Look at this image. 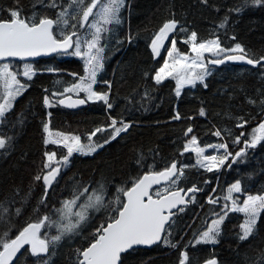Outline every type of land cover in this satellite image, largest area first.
Here are the masks:
<instances>
[{"label": "trees", "instance_id": "1", "mask_svg": "<svg viewBox=\"0 0 264 264\" xmlns=\"http://www.w3.org/2000/svg\"><path fill=\"white\" fill-rule=\"evenodd\" d=\"M59 2L66 4L67 0ZM47 4L48 0H0V18L8 19V10L18 7L25 18L36 14L55 19L59 9ZM237 8L239 12L235 11ZM119 18V24L107 25L109 31L102 33L103 67L94 86L95 91L108 92L111 109L103 101L88 102L80 110L65 109L58 104L59 93L76 82L77 77L85 75L84 60L80 57L56 55L30 63L37 70L31 80L18 75L28 87L0 119V138L6 141L5 148L0 149V204L3 205L0 213L13 226L9 236L14 238L28 223L45 214L57 220L55 209L62 207L61 201L72 198L77 185L94 188L104 184L107 203L118 195L117 188H129L143 174L163 171L175 162L178 169L183 168V175L174 178L175 184L170 181L155 188L151 195L158 197L157 192L162 196L175 189H199L166 226L170 233L166 234L167 239L177 247L160 242L150 249H132L122 256V264H179L182 251L188 253L187 264H202L212 258L218 264H257L264 254V212L247 241L238 240L243 215L230 211L221 225L218 243L196 244L195 241L218 218L215 213H221L227 204L228 190L237 181L241 186L237 204L245 196L264 195V140L254 148H246L244 143L251 140L253 130L264 122V105L260 104L264 99V69L213 65L204 82L181 89L179 96L175 78L168 77L157 84L153 77L163 65L173 39L181 53H190L191 44L185 40L192 32L197 33V43L218 38L225 49L239 43L249 57L264 56V4L255 5L251 0L248 3L244 0H208L207 3L124 0ZM172 20L177 23L176 31L161 48L160 55L154 57L151 42L159 29ZM181 28L186 31H180ZM9 65L13 71L22 73L21 66L25 63L9 62ZM104 81L110 82V91ZM45 96L53 106H45ZM80 96L84 95L80 93ZM249 99L256 103H249ZM201 108L205 110L204 116L199 114ZM177 112L179 120L173 119ZM112 119L117 120V126L124 121L131 127L91 154L74 152L48 188L45 204H39L45 186L35 177L48 171L43 168L45 152H55L57 160L67 153L61 143L45 144L49 137L44 124L48 123L51 139L55 140L58 139L54 133H63L90 142L88 136L97 127L106 129L92 136L91 144H97L110 136ZM243 121L248 123L238 127ZM189 127L193 131L185 135ZM217 130L221 131L219 137L214 135ZM241 132L244 136H240ZM192 136H196L200 146L226 144L232 155L220 168L209 172L196 165L194 152L184 151ZM238 136L240 142L235 143ZM242 149L243 154L236 157ZM223 152L224 155L225 149ZM119 195L124 201V196ZM209 197L217 202L209 203ZM113 207L117 205L100 211L89 209L88 219L81 224L78 234L66 235L43 258L49 264H77V250L94 242L96 230L116 215ZM17 208L22 209L20 215L15 213ZM6 227V223L0 222V233ZM40 234L42 238L51 237L57 231L55 227L41 228ZM18 257L12 264H36L37 257L31 256L28 247Z\"/></svg>", "mask_w": 264, "mask_h": 264}, {"label": "snow or ice", "instance_id": "2", "mask_svg": "<svg viewBox=\"0 0 264 264\" xmlns=\"http://www.w3.org/2000/svg\"><path fill=\"white\" fill-rule=\"evenodd\" d=\"M202 2L207 3L208 0H202ZM244 2L248 3L249 0H244ZM251 3L261 5L264 4V0H251ZM123 4L124 0H67L66 4H61L59 0H48L47 7L59 9L55 19L48 16H37L36 14L25 18L21 15V10L18 7L9 9L8 19L0 18V60L9 57H18L23 60L27 57H38L42 54L56 52L80 57L84 60L85 75L77 77V81L73 82L69 87H65L59 95L75 93L79 96L80 92H84L86 93L85 99L78 98L73 100L71 96H67V106L76 107L78 104H84L86 100H95L103 101L107 108L111 109L112 103L109 102L108 92L95 91L93 85L96 84L97 73L103 67L101 53L104 48L100 44L102 33L109 31L107 25L120 23L119 12ZM235 11L239 12L240 9L237 8ZM90 17L92 18L91 20ZM176 26V21L172 20L166 22L159 29L151 42L152 52L155 56L160 55L164 42L168 39L169 33L176 30ZM221 27H223V24H221ZM180 31H186V29L181 28ZM197 40L196 32H192L188 39L185 40V43L190 42L191 50L195 54L191 59L177 49L175 39L171 41L167 56L172 62L169 63V59H166L164 65L156 71L154 79L157 84L161 83L166 77L173 76L174 73L179 76L182 71L196 68L202 71L200 73L189 72L186 77L179 76L176 80V95H180L179 89L184 83L194 84L196 80L202 82L204 75L207 74L203 62L204 53L206 52L212 53L214 56H219L220 53L225 52L240 53L239 55H225L223 58L212 59L208 63L223 64L225 60L246 61L248 65L264 69V56L259 58L249 57L246 50L239 43L234 48L225 49L221 47L218 38L199 43H197ZM70 49L72 51H69ZM36 71L31 64H25L22 73L11 70L7 63L0 64V83L3 85V98L5 100V103H0V118L5 117V114L13 106L12 101L28 87L26 83H22L18 79V75L31 80L36 75ZM48 71H52V69H48ZM262 75H264V72H262ZM104 83L108 85L110 91V82L104 81ZM53 95H57V93H53ZM248 102L256 103V101L251 99ZM59 103L64 104L65 100L61 99ZM44 104L47 107L53 106L48 96L44 97ZM260 104L264 105V99L260 100ZM199 114L204 116L205 110L201 108ZM180 118L178 112L173 117L176 120ZM117 123V120H111L109 127L112 132L108 138L104 139L103 143L89 144L87 146L81 143V138L78 135L57 133V136L61 137V139H51L52 132L49 129V125L48 123L44 124V131L49 137L45 139V144L62 143L67 153L57 160L55 152H45L46 161L43 168L48 171L43 176L37 175L35 177L37 181L42 180L45 186V191L38 202L39 204H45V200L48 197V188L55 181L60 167L68 165L69 158L74 152L91 154L97 148H102L105 144L110 143L111 140L116 139L120 133L127 131L131 127L130 123H125L124 121L119 122L120 126H117ZM246 123L248 122L243 121L237 126L243 128ZM103 131H106V129L97 127L89 134L88 140L91 141L92 136ZM192 131V128L189 127L185 135ZM214 135L221 136V131L217 130ZM240 136H244V133L241 132ZM262 140H264V122L259 123L258 128L253 130L250 141L245 140V147L254 148ZM234 142L239 143L240 137H236ZM5 145V139L0 138V149L5 148ZM196 145L197 138L192 136L188 144L185 145L184 151L195 152L198 157L197 163L209 172L213 171L214 168L218 169L232 155L227 151V145L223 143L208 145L210 148L225 149L223 156L204 155L205 149ZM243 152L244 150L242 149L235 156L240 157ZM54 163L56 166H53ZM178 175H183V168L178 169L175 162L171 163L170 167H166L163 171H149L142 177L135 179L131 187L117 188L118 195L114 200L107 203H105L107 192L104 184L101 183L94 188L77 185L72 198L61 201L62 207L55 209L58 214L57 220H52L49 215L45 214L35 222L28 223L14 239L9 236L13 226L0 213V222H4L7 225L6 230L0 233V246L3 248V251H0V264H12L13 258H19L17 253H20L25 245H30L31 256L37 257L36 264H49L48 260L43 258L44 255L49 254L50 247L54 248L66 235L78 234L77 230L88 219L89 209L100 211L102 208L107 209L113 204L117 205V207L112 208L116 215L110 217V222L106 226L102 225L96 230L98 235L90 246L83 250H77V264H122L121 254L133 249V246L136 245H152L157 242H163L175 248L177 245L167 239L166 234L170 233L166 225H169L170 218L175 215L172 209L177 208V205L184 204L186 201L180 195V191H173L164 196L157 192L158 199L154 200L149 195V189L153 184H159L161 180L171 181V183L175 184L176 180L173 178H178ZM198 190L196 188L188 189L189 192ZM228 191L229 195L225 199L232 200L233 206L229 208L225 204L221 213H215L218 218L212 220L207 230L199 235V239L195 241L196 244L218 243L217 238L221 234V225L229 211L244 214V221L240 224L241 233L238 234L240 242L247 241L254 234L258 219L261 213L264 212V195H248L240 204H237L231 193H239L241 191L239 181L233 184ZM119 194L126 197V201H122ZM208 202L214 204L217 201L209 197ZM0 208H3L2 204H0ZM74 208L77 210L73 211ZM4 211H7V209H4ZM21 211V208H17L15 210L16 215H20ZM35 211H38V209ZM178 211H183V209L180 208ZM72 217H75V220ZM50 227H55L57 234L51 237L45 235L42 238L40 234L41 228ZM180 257L179 264H187L189 261L188 253L182 251ZM206 264H218V261L212 258L208 259ZM257 264H264V254L261 255Z\"/></svg>", "mask_w": 264, "mask_h": 264}, {"label": "water", "instance_id": "3", "mask_svg": "<svg viewBox=\"0 0 264 264\" xmlns=\"http://www.w3.org/2000/svg\"><path fill=\"white\" fill-rule=\"evenodd\" d=\"M95 10V9H94ZM175 31L176 30H174L173 32H171V33H169V36H168V39L166 40V41H168L169 39H171L172 38V36L174 35V33H175ZM158 33V32H157ZM165 41V42H166ZM152 49V48H151ZM69 51H71V49L69 50ZM58 54H63V53H60V52H56V53H48V54H42L41 56H38V57H27V58H25V59H23V60H21L20 58H18V57H9V58H6V59H4V60H0V62H6V61H11V62H28V63H33V62H36V61H39V60H43V59H48V58H50V57H52V56H56V55H58ZM240 53H236V54H230V55H239ZM224 64H233V65H237V66H246V67H251V68H256V67H254V66H252V65H248L247 63H246V61H227V60H225V62L223 63V64H217V65H224ZM67 96H71V95H64V96H62L60 99H59V101L61 100V99H64L65 100V103L64 104H60L59 103V101H58V103H59V105L62 107V108H65V109H69V110H80V109H83V108H85L86 106H87V102H85L84 104H78L76 107H68L67 106V103H68V101H67V99H66V97ZM72 97V99L73 100H76V99H84V98H82V97H74V96H71ZM175 178V177H174ZM170 181H164V180H161V182L159 183V184H153L152 185V187L149 189V195H151V190H152V188H154V187H157V186H161V185H164V184H168ZM174 191H180V195L181 196H183L184 197V200L186 201L184 204H180V205H177V208H174V209H172V211L173 212H176L178 209H180V208H182V207H185V206H187L188 205V198L191 196V194H192V192H189L188 190H184V189H179V190H174ZM171 192H173V191H171ZM170 193V192H169ZM164 195H168V193H166V194H164ZM164 195H162V196H164ZM152 197V199H158V197H153V196H151ZM125 198V201H126V197H124ZM172 218V217H171ZM171 218H170V220H171ZM170 222V221H169ZM167 226V225H166ZM19 234V233H18ZM17 234V235H18ZM15 238V237H14ZM13 238V239H14ZM160 242H157V243H155V244H152V245H136V246H133V249H136V248H139V249H150V248H152V247H154L155 245H157V244H159ZM90 246V245H89ZM25 247H28L29 249H30V245H25L24 246V248ZM24 248H22L21 249V251L24 249ZM132 249H130V250H128L127 252H129V251H131ZM1 251H3V248L1 249ZM127 252H125V253H122L121 254V258H122V256L124 255V254H126ZM20 253H17V257H18V255H19ZM45 256H47V254H45L44 255V257ZM15 257L13 258V260H12V263L15 261ZM202 264H206V262H204V263H202Z\"/></svg>", "mask_w": 264, "mask_h": 264}, {"label": "rangeland", "instance_id": "4", "mask_svg": "<svg viewBox=\"0 0 264 264\" xmlns=\"http://www.w3.org/2000/svg\"><path fill=\"white\" fill-rule=\"evenodd\" d=\"M96 11V10H95ZM169 40H171V39H169ZM168 40V41H169ZM168 41H166V42H168ZM166 42H164V44L166 43ZM229 53H231V52H225V53H220V55L219 56H214L212 53H204V60H203V62H204V64H205V67H206V70H207V74H205L204 75V80H205V78H206V76L208 75V73H209V71H210V69H211V67L213 66V65H215V64H212V63H208V61L209 60H212V59H217V58H222V57H224L225 55H227V54H229ZM236 53V52H235ZM183 54V53H182ZM185 55H188L189 56V58L191 59V58H193L194 56H195V54L192 52V50L190 51V53H186ZM166 59H169L168 58V56L166 55V57H165V60ZM164 60V61H165ZM172 61L169 59V63H171ZM1 64H5V63H1ZM25 64H29V63H25ZM9 65V64H8ZM163 65H164V63H163ZM162 65V66H163ZM161 66V67H162ZM9 67H10V65H9ZM23 67H24V65H22L21 66V68H22V72H23ZM11 69V68H10ZM12 70V69H11ZM202 70L201 69H199V68H196V69H188V70H186V71H182L180 74H179V76H187V73H189V72H196V73H200ZM179 76H177L175 73L173 74V76H169V77H173V78H175V80H177L178 78H179ZM154 77H155V75H154ZM166 78H168V77H166ZM165 78V79H166ZM27 79V78H26ZM164 79V80H165ZM155 80V79H154ZM163 80V81H164ZM204 80L202 81V82H204ZM162 81V82H163ZM200 80H196L195 81V83L194 84H188V83H184L181 87H180V89H179V91H181V89H183V88H185V87H193L196 83H202ZM94 86H95V84L93 85V89H94ZM95 90V89H94ZM23 93V92H22ZM82 93H84V92H82ZM72 94H75V93H72ZM85 94V98H86V93H84ZM21 95V94H20ZM19 95V96H20ZM76 95V94H75ZM19 96H17V97H19ZM16 97V98H17ZM15 98V99H16ZM14 99V100H15ZM14 100L12 101V103L14 102ZM88 102H92V101H95V100H87ZM0 103H5V100H4V98H3V85H2V83H0ZM256 134H259V133H256ZM65 135H67V134H65ZM53 136L55 137V138H57L58 140H60L61 139V137H59V136H57V133H54L53 134ZM81 143L82 144H84V145H89V144H91V141L90 142H84L82 139H81ZM62 144V143H61ZM188 144V143H187ZM63 145V144H62ZM196 146H199V147H203L204 149H205V152H204V155H217V156H222L223 155V148H210V147H208V146H200V145H196ZM191 152H193V151H191ZM194 154H195V157H196V159H195V161H197V159H198V157H197V154L194 152ZM197 166H200L198 163L196 164ZM53 166H56V165H53ZM219 168H220V166H219ZM240 194V192L239 193H237V192H232L231 193V196H232V198L234 199V200H236V202H238V197H237V195H239ZM228 195H229V193H228ZM227 195V196H228ZM247 198V196H245L244 198H243V200L244 199H246ZM242 200V201H243ZM227 205L229 206V208H231L232 206H233V201L232 200H227ZM73 211H75L74 209H73ZM230 212H235V211H230ZM238 213H240V212H238ZM242 215H243V218H244V214L243 213H241ZM73 218H75V217H72V219ZM212 222V221H211ZM211 225V223L209 224V226ZM208 226V227H209ZM207 230V229H206ZM205 230V231H206Z\"/></svg>", "mask_w": 264, "mask_h": 264}, {"label": "bare ground", "instance_id": "5", "mask_svg": "<svg viewBox=\"0 0 264 264\" xmlns=\"http://www.w3.org/2000/svg\"><path fill=\"white\" fill-rule=\"evenodd\" d=\"M145 174H147V173H145ZM145 174H143V175H145ZM142 175V176H143ZM141 176V177H142ZM167 184H164V185H161V186H157V187H154V188H152V190H151V193H152V191L155 189V188H161V187H163V186H166ZM152 196V195H151ZM154 197V196H153ZM124 201H125V198H124ZM178 211V210H177ZM175 213V212H174ZM173 217V216H172Z\"/></svg>", "mask_w": 264, "mask_h": 264}]
</instances>
